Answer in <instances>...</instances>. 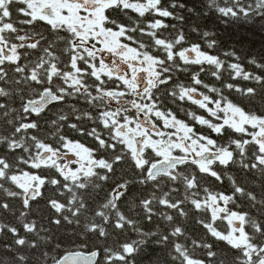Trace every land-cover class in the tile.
<instances>
[{
	"label": "snow or ice",
	"instance_id": "obj_1",
	"mask_svg": "<svg viewBox=\"0 0 264 264\" xmlns=\"http://www.w3.org/2000/svg\"><path fill=\"white\" fill-rule=\"evenodd\" d=\"M0 264H264V0H0Z\"/></svg>",
	"mask_w": 264,
	"mask_h": 264
}]
</instances>
